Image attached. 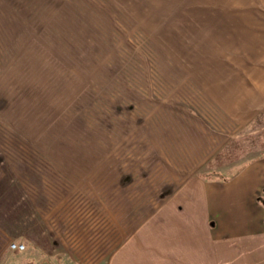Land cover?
Instances as JSON below:
<instances>
[{
  "label": "rangeland",
  "instance_id": "obj_1",
  "mask_svg": "<svg viewBox=\"0 0 264 264\" xmlns=\"http://www.w3.org/2000/svg\"><path fill=\"white\" fill-rule=\"evenodd\" d=\"M256 9L0 0V215L18 261L174 264L186 250L242 264L238 247H264L256 229L218 231L208 198L264 155V108L238 120L206 87L223 66L203 57L208 29L230 40Z\"/></svg>",
  "mask_w": 264,
  "mask_h": 264
},
{
  "label": "crops",
  "instance_id": "obj_2",
  "mask_svg": "<svg viewBox=\"0 0 264 264\" xmlns=\"http://www.w3.org/2000/svg\"><path fill=\"white\" fill-rule=\"evenodd\" d=\"M255 11L245 14L246 17L239 25L238 34L233 33L230 40L228 39L230 36L226 35L224 30L221 35H214L209 34L208 29L207 37L211 39L210 43H214V50L212 54L203 55L210 65L214 64V69L216 64L223 66V70L219 67L222 72L215 74L209 70L211 66L206 65L208 73L214 74L213 82L206 85L209 93L225 109L236 112L238 120L245 119L249 112L257 113L264 108V15L263 9L261 12L260 9ZM214 186L208 198L212 202L210 212L221 224L218 231L233 236L239 234L238 232L247 234L256 229L257 236L264 235V155L255 158L254 162L245 164L229 181L217 188ZM2 218L0 215V264H23L22 258L18 261V251L9 248L7 219ZM238 249L244 252L248 261L242 264H264V247L256 248L255 252L249 251L246 247ZM178 254L184 262L174 264H215L210 262L211 252H208L209 258L206 262L200 261V254L196 258L193 256L188 258L189 252L186 250ZM249 254L255 256V259L251 258V262L248 260Z\"/></svg>",
  "mask_w": 264,
  "mask_h": 264
},
{
  "label": "built area",
  "instance_id": "obj_3",
  "mask_svg": "<svg viewBox=\"0 0 264 264\" xmlns=\"http://www.w3.org/2000/svg\"><path fill=\"white\" fill-rule=\"evenodd\" d=\"M11 245H12L13 248H17V249H18V248H22V245H21V244H19V245L16 246L15 243H12ZM15 246H16V247H15Z\"/></svg>",
  "mask_w": 264,
  "mask_h": 264
}]
</instances>
